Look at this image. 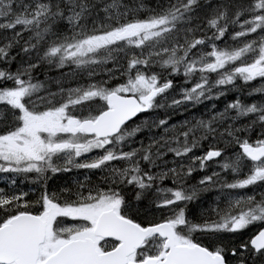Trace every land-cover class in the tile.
I'll return each instance as SVG.
<instances>
[{
    "label": "snow or ice",
    "instance_id": "6c2138e0",
    "mask_svg": "<svg viewBox=\"0 0 264 264\" xmlns=\"http://www.w3.org/2000/svg\"><path fill=\"white\" fill-rule=\"evenodd\" d=\"M0 264H264V0H0Z\"/></svg>",
    "mask_w": 264,
    "mask_h": 264
}]
</instances>
